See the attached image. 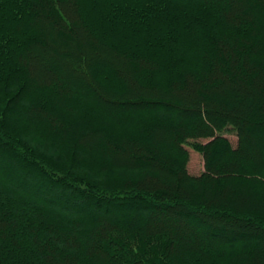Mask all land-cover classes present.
<instances>
[{
    "label": "trees",
    "instance_id": "trees-1",
    "mask_svg": "<svg viewBox=\"0 0 264 264\" xmlns=\"http://www.w3.org/2000/svg\"><path fill=\"white\" fill-rule=\"evenodd\" d=\"M0 264H264V0H0Z\"/></svg>",
    "mask_w": 264,
    "mask_h": 264
},
{
    "label": "rangeland",
    "instance_id": "rangeland-1",
    "mask_svg": "<svg viewBox=\"0 0 264 264\" xmlns=\"http://www.w3.org/2000/svg\"><path fill=\"white\" fill-rule=\"evenodd\" d=\"M222 135L230 141L233 147L236 146L237 144V136L235 134V131L228 127L222 132ZM207 141V138L205 139H187V142L183 143L182 146L184 149L188 151V161L186 164V168L189 174L193 176L199 175L203 169H204V159L203 156L200 152L195 150L192 146V143L194 142H199V143H204Z\"/></svg>",
    "mask_w": 264,
    "mask_h": 264
}]
</instances>
